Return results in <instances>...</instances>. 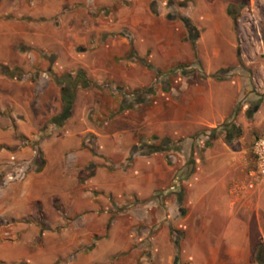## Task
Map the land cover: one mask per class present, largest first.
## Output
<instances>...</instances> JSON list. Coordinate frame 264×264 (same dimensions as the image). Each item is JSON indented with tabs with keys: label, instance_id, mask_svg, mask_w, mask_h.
Returning a JSON list of instances; mask_svg holds the SVG:
<instances>
[{
	"label": "crops",
	"instance_id": "0c3cea01",
	"mask_svg": "<svg viewBox=\"0 0 264 264\" xmlns=\"http://www.w3.org/2000/svg\"><path fill=\"white\" fill-rule=\"evenodd\" d=\"M84 1L35 0L28 15L44 20H7L8 37L0 38V65L21 76L35 66L47 76L0 75V146L32 160L21 143L36 141L41 169L20 187L38 204L43 232L60 236L61 264H174L171 235L177 264H258L264 180L244 187V140L227 142L215 131L205 143L199 135L229 120L235 126L246 107L233 115L243 95L236 77H211L236 63L226 8L172 16L174 6L152 4L159 0H131L91 16ZM107 1L94 0L98 7ZM7 5L17 10L25 1ZM177 17L197 33L194 52ZM184 65L191 73L173 71ZM75 71L87 87H77L59 127L41 131L61 110L55 78ZM254 125L264 130V123ZM160 139L179 142L165 152L130 155L133 146Z\"/></svg>",
	"mask_w": 264,
	"mask_h": 264
},
{
	"label": "rangeland",
	"instance_id": "374dc122",
	"mask_svg": "<svg viewBox=\"0 0 264 264\" xmlns=\"http://www.w3.org/2000/svg\"><path fill=\"white\" fill-rule=\"evenodd\" d=\"M24 1L25 5L21 9L13 10L7 5L9 0H4V6L0 7V38L3 40L8 37L4 24L7 20L18 19L25 22L44 20L35 15H28L33 10L35 0ZM107 2L109 5L106 7H98L94 0H85L84 7L91 16L98 15L100 11L105 15L107 11L112 12L117 7L132 6L135 1L109 0ZM161 2L166 6H174L173 10L170 8L171 11H169L172 16L184 13L186 16L194 17V14L200 13L203 8L207 12H216L232 6L235 21L233 22L227 16L231 20L234 35L236 63L228 69L232 71L231 77H236L243 85V95L238 101L239 110L244 105H246L245 110H249V113L244 110L243 114H240L235 127L240 132L238 138L245 141L250 152V164L247 169H251L253 142L257 137L264 135V130H259L262 125L258 128L254 125L264 123V0H159L153 1L152 4L160 5ZM147 5L149 7L148 3ZM216 42L218 45L221 43L218 39ZM26 73L28 74L24 73V79L43 78L40 76L41 70L35 66H31ZM105 88L115 90L108 85ZM255 106L259 111L255 113L256 117L253 119L252 113ZM33 142L24 139L21 147L30 149L31 153L32 147L35 146L37 149L36 144L32 145ZM17 151V149L0 146V171L10 164L12 166L27 165L25 176L21 181L5 182L3 178H0V264H61L57 244L61 239L60 236L53 233V230L49 235L43 232L38 204L29 203L26 193L20 187L28 177L37 174L36 169L33 170L31 167L34 157L32 155V160L19 159L15 156ZM261 179L264 180V176ZM102 213L107 215L109 220L114 217L110 208L104 209ZM66 252L63 263L71 259L73 249ZM103 264H111V262Z\"/></svg>",
	"mask_w": 264,
	"mask_h": 264
},
{
	"label": "trees",
	"instance_id": "16d2710c",
	"mask_svg": "<svg viewBox=\"0 0 264 264\" xmlns=\"http://www.w3.org/2000/svg\"><path fill=\"white\" fill-rule=\"evenodd\" d=\"M226 14L231 18V20L235 21V15L232 12V6L226 8ZM178 21L182 24L186 35H187V41L190 45V48L192 52H194L195 49V41L197 39V33L195 32L194 28L190 25L189 21L185 17H177ZM188 66H178L173 71L178 72L179 74L186 75L191 73V70L187 68ZM157 74L159 72L156 71ZM0 75L4 76L5 78L12 79L13 77H16L17 79L20 78L19 72L16 70V68L8 69L5 66L0 65ZM232 76L231 69H221L214 73L211 77L215 79H229ZM55 83L59 86V101L61 103V110L59 114L56 116L51 117L41 128V131L44 130L47 127H59L69 116L71 112V105L74 97V93L79 86L80 88H86L87 82H85V79L83 75L79 71H75L74 74H63L59 78H55ZM134 96V95H133ZM123 107H128L130 104H127L126 106V96L122 99ZM242 105V103H240ZM239 109V105L237 104V107L235 108L234 113H236ZM247 113H249V110H247ZM207 134H204L203 132H200L199 135L203 136L205 138V143L209 142L213 138V134L215 131L224 133L225 141H230L233 138H236L239 136L240 132L239 129L233 126L231 121L223 122L217 127L205 130ZM36 143V141H34ZM179 141L170 142L168 139H160L158 140V143L155 145H148V146H133L130 150V155H148L155 152H165L169 149H172L173 146L178 143ZM175 148V147H174ZM34 164L36 166V171H39L42 166V160L40 158V152H37V157L34 159ZM171 242L173 244L174 249V257H173V263L177 264L178 261V244H177V238L171 235ZM264 252L262 251V248H259L255 255V260L258 264H264Z\"/></svg>",
	"mask_w": 264,
	"mask_h": 264
},
{
	"label": "built area",
	"instance_id": "2783aa9c",
	"mask_svg": "<svg viewBox=\"0 0 264 264\" xmlns=\"http://www.w3.org/2000/svg\"><path fill=\"white\" fill-rule=\"evenodd\" d=\"M30 1L32 2L33 0ZM40 76L46 78V74L44 72H42ZM22 78L23 76H20V78L18 79L16 77H13L12 80H19ZM110 91L113 93L115 92V90L112 88ZM32 145H34V143ZM251 153H252L253 165L252 168L249 169L247 172L248 180L244 185V187L247 190H253V188L258 184L259 180L264 176V135H261L260 137H257L254 140ZM31 154L33 155L34 159L35 157H37V149L35 146L31 148ZM33 161L31 167L33 170H35L36 166ZM11 166L12 164H10V166H6L3 170L0 171V178L1 179L3 178L5 182L21 181L25 176V170L27 168V165L24 166L15 165L12 167Z\"/></svg>",
	"mask_w": 264,
	"mask_h": 264
}]
</instances>
